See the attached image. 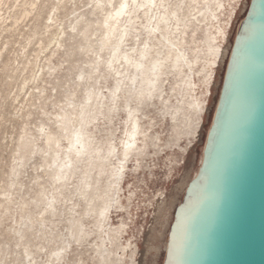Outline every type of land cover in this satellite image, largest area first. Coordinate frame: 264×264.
Returning a JSON list of instances; mask_svg holds the SVG:
<instances>
[{
    "label": "bare ground",
    "instance_id": "6f19581e",
    "mask_svg": "<svg viewBox=\"0 0 264 264\" xmlns=\"http://www.w3.org/2000/svg\"><path fill=\"white\" fill-rule=\"evenodd\" d=\"M45 2L49 5L38 22ZM68 2L74 7L68 8ZM249 2L0 0V6L9 3L11 8L6 16L0 13V32H15L18 21L29 17L33 22L23 33L22 49L32 42L42 49L54 45L43 67L27 58L26 50L19 58L4 59L8 39L0 47V71L12 79L22 74L20 89L27 82L36 83L39 91L29 103L39 100L43 115H50L49 122L40 121L35 133L27 131L24 138L33 137L36 150L44 154L40 166L54 185L37 181L31 200L19 203L21 212L13 220L12 232L16 239L29 237L32 230L48 241L62 238V246L41 245L39 251L15 242L21 247L16 251L19 264H89L87 259L91 264H158L162 249L163 264L174 211L200 165L232 41ZM77 3L83 7L78 12ZM64 61L68 66L61 76ZM43 82L55 89L50 111L41 101ZM52 96L49 91L46 97ZM148 106L158 107L162 119L168 118L167 137L153 129L158 121L145 111ZM31 113L29 109L23 115L25 126ZM197 143L202 146L196 166L177 180L173 205L172 196L164 192L149 201L153 226L144 234L146 248L139 254L136 240L128 237L137 199L130 177L155 166L154 156L161 152L171 164H185ZM21 167H14V178ZM32 202V207L23 208ZM9 203L5 202V211ZM157 224L160 228L155 230ZM150 238L155 240L154 259L147 263ZM72 246L83 249L76 258L71 257Z\"/></svg>",
    "mask_w": 264,
    "mask_h": 264
},
{
    "label": "water",
    "instance_id": "95a60500",
    "mask_svg": "<svg viewBox=\"0 0 264 264\" xmlns=\"http://www.w3.org/2000/svg\"><path fill=\"white\" fill-rule=\"evenodd\" d=\"M163 264H264V0L236 30Z\"/></svg>",
    "mask_w": 264,
    "mask_h": 264
},
{
    "label": "rangeland",
    "instance_id": "374dc122",
    "mask_svg": "<svg viewBox=\"0 0 264 264\" xmlns=\"http://www.w3.org/2000/svg\"><path fill=\"white\" fill-rule=\"evenodd\" d=\"M9 5V3H6L0 6V13H2V15L6 16L8 14L7 12L11 11ZM48 5L49 3L45 2V5L42 7V16L39 18L38 22L43 21L44 13L47 10ZM66 6L68 8L74 7L73 2H68ZM77 6L80 8L76 12L83 9L82 4L77 3L75 7ZM73 15L74 14H69L68 17ZM66 19L67 17L63 16V22ZM32 22L33 20H29L28 17L27 19L18 21V28L15 32H0V47L3 45L5 40H9L7 48L2 55L4 59L7 57L14 58L16 56L19 58L20 53H23L24 50H26L27 58L30 57L31 61L35 60L37 66L43 67L46 64L47 54L50 49L54 48L53 44L45 49H42L40 48L39 43L32 42L22 49V46L26 43L23 33L27 31ZM58 61H60V59H58ZM66 66H68V62H62V70H60L61 76L66 72ZM12 73H14V71H12ZM39 73L40 70L38 74ZM22 77L23 75L21 74L12 79L6 77L4 73L0 71V202L2 203V206L0 207V264H19L20 255L16 254V251L21 247L20 245L15 246V242L20 244L27 243L29 244V248L36 247V251L40 250L39 247L41 245L50 247L62 246L61 237H58L57 241L56 239L48 241L41 236L40 232H33V230V233L31 232L32 235L29 237L16 239L17 236L14 235L12 232L13 229L11 228V226H16L13 220L18 219V214L21 212L19 203L22 200H31L32 195L38 186L37 181H45L47 187L54 185L51 179H49L44 173L47 169L44 166H40L42 155L44 154H40L36 150L33 137L30 141L29 139L26 138V140L24 138L25 135H27L25 134L27 131L29 133H35L37 125L40 121L44 120L49 122L48 119L50 115H43L41 109L38 107L39 100H37L36 105H30L29 100L32 94L38 93L39 89L36 87V83L31 81L27 82L24 85V88L20 89ZM41 84L46 87V90L42 93L45 98H42L41 101L44 102L46 110H53L55 89L50 90L51 85L48 82H43ZM60 89L63 91L64 88L62 87ZM49 91L53 95L51 98L46 97ZM214 95L213 104L210 102L212 108L209 116L205 118L204 121L205 130L203 131V138L206 128L210 123L213 106L217 98V95ZM59 105L61 106V103ZM29 109L32 110V113L29 116V123L25 126L23 115ZM145 111H151V115L155 118L154 121H158V123L154 125L153 129L158 130L163 137H167L171 133L168 118L162 119L158 107L148 106L145 108ZM100 123L101 128L105 126L103 119H101ZM102 133H104V131H101V134ZM201 146V143L196 144L187 157L185 164H182L183 161H180V164L178 165L171 164L165 153L161 152L154 156L153 161L155 166H152L150 170L146 168L141 173H137L136 178L132 176L130 177V186L132 188L136 186L137 199L134 200L131 210L134 224H130L128 237L133 236V239L136 240L139 254L143 253L146 248L144 243L146 236H144V234L149 231L150 227L153 226V207L148 205L149 201L155 200L153 198L157 196L159 192H164V194L172 196V198L169 199V202H172L173 205L175 197L179 192L178 190H173V187L176 186V182L182 174L188 175L191 167L196 166L195 163L199 157V152H201ZM179 156L180 154L177 153L175 157L178 158ZM148 162L150 164L153 163L151 160ZM17 164L22 165L21 172L16 178H14L11 174L15 172L14 167ZM37 177L39 178L37 179ZM5 202L9 203L8 210L6 211L3 209ZM33 204L34 202H32L29 206H24L23 208L26 209V207H32ZM118 218L119 217H113L114 221H117ZM159 228L160 224L154 226L155 230H158ZM141 232H143V234H141ZM152 232L153 231H151V233ZM154 241V239L150 238L147 244L149 252L151 253H147V263H150L154 259L152 256V245ZM72 248H74L71 253V257L73 258L78 256L77 253L83 251V249L79 246H72ZM162 257L163 249L158 257V264H161ZM86 262L91 264L90 259H87Z\"/></svg>",
    "mask_w": 264,
    "mask_h": 264
}]
</instances>
